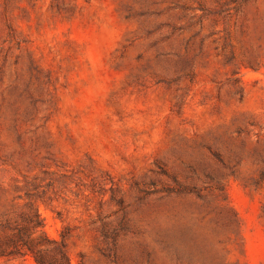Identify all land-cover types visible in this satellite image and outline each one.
I'll return each instance as SVG.
<instances>
[{
    "label": "rangeland",
    "instance_id": "1",
    "mask_svg": "<svg viewBox=\"0 0 264 264\" xmlns=\"http://www.w3.org/2000/svg\"><path fill=\"white\" fill-rule=\"evenodd\" d=\"M264 264V0H0V264Z\"/></svg>",
    "mask_w": 264,
    "mask_h": 264
},
{
    "label": "trees",
    "instance_id": "2",
    "mask_svg": "<svg viewBox=\"0 0 264 264\" xmlns=\"http://www.w3.org/2000/svg\"><path fill=\"white\" fill-rule=\"evenodd\" d=\"M61 257H62V261L57 262V263H49L47 261H45L44 257L42 254H34L35 260L38 264H70V259L67 255L66 252L61 251Z\"/></svg>",
    "mask_w": 264,
    "mask_h": 264
}]
</instances>
